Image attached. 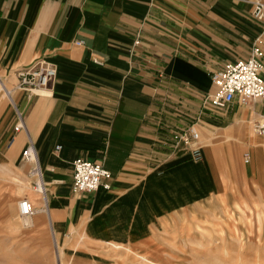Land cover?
Returning a JSON list of instances; mask_svg holds the SVG:
<instances>
[{
  "label": "crops",
  "instance_id": "1",
  "mask_svg": "<svg viewBox=\"0 0 264 264\" xmlns=\"http://www.w3.org/2000/svg\"><path fill=\"white\" fill-rule=\"evenodd\" d=\"M250 10L249 0H0V73L15 77L39 58L57 70L41 94L0 84V159L29 177L21 153L34 144L53 234L112 211L116 228L144 212L153 220L200 191L221 192L234 175L264 188V133L252 127L264 105L207 98L212 72L246 58L257 37L264 47V22ZM13 102L25 130H14ZM191 124L198 160L173 147V133ZM78 157L102 163L107 190L72 192Z\"/></svg>",
  "mask_w": 264,
  "mask_h": 264
},
{
  "label": "rangeland",
  "instance_id": "2",
  "mask_svg": "<svg viewBox=\"0 0 264 264\" xmlns=\"http://www.w3.org/2000/svg\"><path fill=\"white\" fill-rule=\"evenodd\" d=\"M0 76L12 94L23 91L13 73ZM0 93L1 119L8 99L1 88ZM3 163L0 159V264H264V188L247 187L240 176L221 192L200 191L153 220L144 212L116 228L112 211L87 228V219H81L56 235L45 211L36 210L31 223L23 224L19 201L43 207V195L26 168L12 171Z\"/></svg>",
  "mask_w": 264,
  "mask_h": 264
},
{
  "label": "built area",
  "instance_id": "3",
  "mask_svg": "<svg viewBox=\"0 0 264 264\" xmlns=\"http://www.w3.org/2000/svg\"><path fill=\"white\" fill-rule=\"evenodd\" d=\"M251 2L250 14L252 18L260 23L264 22V0H249ZM135 43H138L136 39ZM82 44L81 40L75 42ZM264 47L260 37L253 40L250 51L246 58L229 61L224 66L211 73V82L215 88L213 94L207 96L215 107H226L234 100L241 104L249 101H257L264 105ZM56 77V67L54 63L45 61L42 58L36 60L30 66H24L16 70L17 85L30 94H38L39 89H49L50 84ZM14 130H25L24 112L15 105ZM253 131L264 133V115L252 124ZM200 131L191 124L186 129L173 133V147L189 151L195 160L200 159ZM59 145L55 147L56 150ZM21 159L31 164L29 175L36 177L35 188L42 186V170L39 166L34 144L28 142L22 150ZM109 172L98 161H91L78 157L73 161L71 190L74 194L93 193L99 188L107 190L108 183L102 181L103 177H108ZM20 214L31 216L34 213L32 205L27 198H22L18 203Z\"/></svg>",
  "mask_w": 264,
  "mask_h": 264
},
{
  "label": "bare ground",
  "instance_id": "4",
  "mask_svg": "<svg viewBox=\"0 0 264 264\" xmlns=\"http://www.w3.org/2000/svg\"><path fill=\"white\" fill-rule=\"evenodd\" d=\"M56 73H57V70H56ZM0 84L2 85V80H1V76H0ZM5 84V83H4ZM4 87V86H3ZM9 88V87H8ZM4 90H5V93H6V95L10 98V91H8L7 89H5L4 88ZM45 90H47V89H39L38 91H36L37 93H43V92H45ZM40 180V179H39ZM39 187L37 188V190H39V191H42L43 190V192L45 191V189H44V187L42 186V183H39ZM41 210L42 211H45V209L43 208V207H41ZM19 212H20V210H19ZM22 219H23V224H25V225H29L30 223H31V218H30V216H28V215H23L22 216ZM262 226V225H261Z\"/></svg>",
  "mask_w": 264,
  "mask_h": 264
}]
</instances>
